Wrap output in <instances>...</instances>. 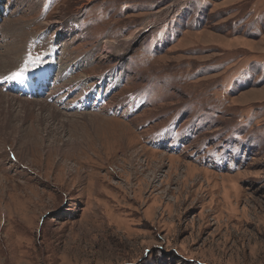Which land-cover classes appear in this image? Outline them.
<instances>
[{
    "label": "rangeland",
    "instance_id": "obj_1",
    "mask_svg": "<svg viewBox=\"0 0 264 264\" xmlns=\"http://www.w3.org/2000/svg\"><path fill=\"white\" fill-rule=\"evenodd\" d=\"M172 3L0 0V54L55 81L0 74V264H264V0H187L117 54Z\"/></svg>",
    "mask_w": 264,
    "mask_h": 264
},
{
    "label": "bare ground",
    "instance_id": "obj_2",
    "mask_svg": "<svg viewBox=\"0 0 264 264\" xmlns=\"http://www.w3.org/2000/svg\"><path fill=\"white\" fill-rule=\"evenodd\" d=\"M187 0H174V3H172L171 5H169V7H167L165 10L163 11H158L156 13H154L153 15H151L147 22L144 23V25L138 29V31H136L132 36H130V39H126L123 46H122V50H117V54L119 53H124L126 51H128L133 45L135 42H137L144 33H146L147 31L153 29V28H156L158 27L159 25L165 23L167 21V19L169 18L168 16L171 14H175L178 10V8L180 7V5L185 2ZM179 6V7H178ZM175 12V13H174ZM170 15V16H171ZM172 15V16H173ZM171 16V17H172ZM72 22V21H71ZM69 27H67L66 29L67 30H62L60 31L58 34H59V38L60 37H63V36H67V35H72L74 36V34L76 33V30L75 29H70L72 28L70 25L71 23H68ZM4 25V24H3ZM72 26H75V23L73 22L72 23ZM13 31V30H12ZM17 39V38H16ZM18 40V39H17ZM115 44V43H114ZM22 44H20V41H16L15 43H12L10 46H9V53H7V49H6V53H3L2 55L0 54V74L1 73H5L7 71H10V70H15V69H18L17 66L18 63L20 64L21 63V59H22V52H20V47H21ZM64 46H67V43H64ZM114 48V46L112 45L111 49ZM24 49V48H23ZM116 49V48H115ZM20 57V58H19ZM84 59V58H83ZM13 60V61H12ZM20 60V61H19ZM81 61V60H79ZM78 63V62H77ZM76 63V64H77ZM23 64V63H22ZM78 65V64H77ZM9 68V69H6ZM51 69V66L49 65H46L44 67H40L38 69H32L30 71H34V72H41V73H44L48 70ZM7 70V71H6ZM60 70V69H59ZM66 70V69H64ZM30 71H28L30 73ZM39 74V73H38ZM4 75V74H3ZM10 72H9V76H10ZM109 86H113L114 83H116V81H109ZM107 83V82H106ZM108 86V87H109ZM53 87V86H52ZM52 90V88H51ZM20 94V93H19ZM10 96H12L10 93H2L0 92V100L1 98L2 99H8ZM24 96V95H22ZM14 97V96H12ZM11 97V98H12ZM16 97V96H15ZM24 97H27L28 99H33V97H30V96H24ZM10 99V98H9ZM28 99H24V98H20L19 101L25 106L27 107H31L33 106L34 104V100H28ZM42 106L44 105V103L41 104ZM40 105V106H41ZM41 106V108H43Z\"/></svg>",
    "mask_w": 264,
    "mask_h": 264
},
{
    "label": "snow or ice",
    "instance_id": "obj_3",
    "mask_svg": "<svg viewBox=\"0 0 264 264\" xmlns=\"http://www.w3.org/2000/svg\"><path fill=\"white\" fill-rule=\"evenodd\" d=\"M39 62H40V57L39 56H36L35 58H33L32 55L29 53L28 54V59L24 63V65L22 67L18 68V70L12 72L10 76L5 77V79L18 80V79L24 77V75L28 71V64L36 65Z\"/></svg>",
    "mask_w": 264,
    "mask_h": 264
}]
</instances>
